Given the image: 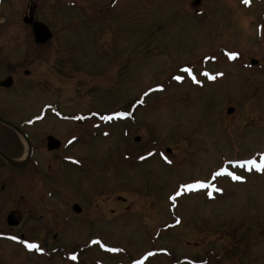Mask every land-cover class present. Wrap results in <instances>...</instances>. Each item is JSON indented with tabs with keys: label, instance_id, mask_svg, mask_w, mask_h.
I'll return each mask as SVG.
<instances>
[{
	"label": "rangeland",
	"instance_id": "1",
	"mask_svg": "<svg viewBox=\"0 0 264 264\" xmlns=\"http://www.w3.org/2000/svg\"><path fill=\"white\" fill-rule=\"evenodd\" d=\"M196 1L47 0L39 16L57 35L39 48L61 55L60 76L50 69L48 81H62L69 113L89 115L75 185L63 182L78 195L80 218L109 219L105 229L90 228L97 218L79 227L65 245L103 238L129 254L93 246L78 264L151 248L147 264L171 256L264 264V172L234 163L264 159V0ZM122 108L128 117L101 119ZM221 168L244 179H213ZM198 181L222 191L181 187ZM46 261L31 255L28 264Z\"/></svg>",
	"mask_w": 264,
	"mask_h": 264
},
{
	"label": "flooded vegetation",
	"instance_id": "2",
	"mask_svg": "<svg viewBox=\"0 0 264 264\" xmlns=\"http://www.w3.org/2000/svg\"><path fill=\"white\" fill-rule=\"evenodd\" d=\"M46 1L0 0V264H15L14 260L28 264L31 255L47 260L48 264H78L83 261L81 252L93 246L105 255H111L113 249L129 256L126 248L112 246L103 238L94 239L97 243L91 241L86 246L75 243L71 248L65 245L69 241L63 239L95 218L98 222L90 228L105 229L109 219L108 215H92V212L80 218L83 211L78 195L63 182L75 185L76 168L82 161L79 141L87 138L79 126L86 127L87 133L89 115L69 113L58 95L62 81L58 76L48 81L50 69L53 74L57 67L61 69V55L53 50L50 55L39 48L57 37L52 27L39 17ZM37 21L51 30L49 40L37 41L34 33ZM107 205L111 206L110 202L102 206ZM161 228V231L169 230V222ZM161 231H156L155 237ZM29 243L39 245L43 251L29 249ZM154 255L157 249L151 248L138 257L115 264L142 261L147 264ZM106 259L97 258L95 264H112ZM167 263L209 264V259L176 260L171 256Z\"/></svg>",
	"mask_w": 264,
	"mask_h": 264
},
{
	"label": "snow or ice",
	"instance_id": "3",
	"mask_svg": "<svg viewBox=\"0 0 264 264\" xmlns=\"http://www.w3.org/2000/svg\"><path fill=\"white\" fill-rule=\"evenodd\" d=\"M243 3L248 5V4H250V0H243ZM228 55H229V58L234 59L238 54L235 53V52H229ZM185 72L192 73V69L191 68H186ZM204 75L205 76H209V74L207 72H205ZM192 78L195 80V76H193ZM209 78L215 79L214 76H209ZM175 79L176 80H182L183 77L176 76ZM114 115L118 118V117H121V116H126L128 114L127 113H123V112H117V113H114ZM101 119L111 120V119H113V116L112 115L103 116V117H101ZM141 159H143V157H141ZM234 163L238 167L247 168L249 171L255 169L257 171L264 172V159H261L259 163H257V161L255 159H249V160H244V161H235ZM222 174H227L228 176L232 177L235 180L244 179V177L238 176L235 172H230L228 170V168H221L219 172H216L214 174L213 179H215L217 176H220ZM181 187L183 189H187L189 191L194 189V188H212V189H214L216 191H222L221 189L216 188L215 184L199 182V181L197 183H195V184H185V185H182ZM180 194H181L180 192L176 193L177 196L180 195ZM208 195L211 196L212 193L209 192ZM172 199H175V196L172 197ZM13 239H15V237H13ZM93 243H97V241H93ZM27 247L29 249H37L39 251H43L42 249L39 248V245L34 244V243L27 244ZM72 259L75 260L76 257L73 256ZM137 264H142V262H137Z\"/></svg>",
	"mask_w": 264,
	"mask_h": 264
},
{
	"label": "water",
	"instance_id": "4",
	"mask_svg": "<svg viewBox=\"0 0 264 264\" xmlns=\"http://www.w3.org/2000/svg\"><path fill=\"white\" fill-rule=\"evenodd\" d=\"M197 3H199V0H197L194 4ZM34 33L38 42H45L49 40L52 36V32L49 29V27L40 21L34 22ZM256 63L257 60L253 59L252 64H256ZM232 112H233V108H229L228 113H232ZM168 151H170V149H168ZM78 210H80V208H78Z\"/></svg>",
	"mask_w": 264,
	"mask_h": 264
}]
</instances>
